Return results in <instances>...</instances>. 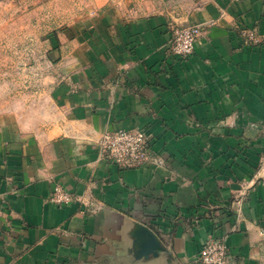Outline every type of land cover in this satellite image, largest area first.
I'll return each mask as SVG.
<instances>
[{
  "label": "crops",
  "instance_id": "crops-1",
  "mask_svg": "<svg viewBox=\"0 0 264 264\" xmlns=\"http://www.w3.org/2000/svg\"><path fill=\"white\" fill-rule=\"evenodd\" d=\"M191 24L180 57L171 27ZM44 63L37 103L0 104V264H200L209 236L264 264V0H99ZM135 128L142 166L100 155ZM56 183L80 200L50 202Z\"/></svg>",
  "mask_w": 264,
  "mask_h": 264
},
{
  "label": "rangeland",
  "instance_id": "rangeland-1",
  "mask_svg": "<svg viewBox=\"0 0 264 264\" xmlns=\"http://www.w3.org/2000/svg\"><path fill=\"white\" fill-rule=\"evenodd\" d=\"M99 0H0V104L17 108L41 98L47 39Z\"/></svg>",
  "mask_w": 264,
  "mask_h": 264
},
{
  "label": "built area",
  "instance_id": "built-area-1",
  "mask_svg": "<svg viewBox=\"0 0 264 264\" xmlns=\"http://www.w3.org/2000/svg\"><path fill=\"white\" fill-rule=\"evenodd\" d=\"M202 33V26L191 24L171 27L169 49L172 53L187 57L193 52L196 39ZM242 43L246 46L256 45L261 41L255 28H240ZM149 135L140 128L119 129L104 133L99 140L100 155L122 169L138 168L150 157ZM162 163L161 159H158ZM80 200L60 184L56 183L50 190L49 201L56 205H64ZM228 248L223 239L209 236L200 247L197 261L200 264H226Z\"/></svg>",
  "mask_w": 264,
  "mask_h": 264
},
{
  "label": "water",
  "instance_id": "water-1",
  "mask_svg": "<svg viewBox=\"0 0 264 264\" xmlns=\"http://www.w3.org/2000/svg\"><path fill=\"white\" fill-rule=\"evenodd\" d=\"M149 236H152V234H151V233H149Z\"/></svg>",
  "mask_w": 264,
  "mask_h": 264
}]
</instances>
